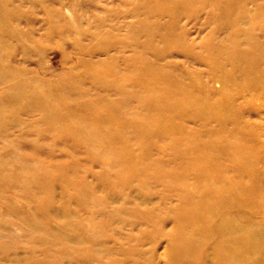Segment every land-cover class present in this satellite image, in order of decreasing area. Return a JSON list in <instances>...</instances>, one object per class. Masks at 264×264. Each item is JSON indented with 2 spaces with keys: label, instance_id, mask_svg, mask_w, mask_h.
<instances>
[{
  "label": "rangeland",
  "instance_id": "374dc122",
  "mask_svg": "<svg viewBox=\"0 0 264 264\" xmlns=\"http://www.w3.org/2000/svg\"><path fill=\"white\" fill-rule=\"evenodd\" d=\"M236 1H0L12 17L6 30L17 31L10 76L24 85L27 109L11 123L2 118L0 264H173L175 219L198 177L221 190L220 220L238 232L232 252L242 264H264V79L248 88L227 64L238 45ZM125 60L164 95L151 107L158 114L138 116V97L123 113L107 108L120 94L93 84L91 73L106 75L100 65L109 63L125 76ZM9 85L0 82L4 109ZM120 85L143 92L127 78ZM39 106L54 111L61 135L80 129L91 142L41 133L48 111ZM102 136L112 141L96 156ZM116 150L122 168L111 175L126 181L102 183Z\"/></svg>",
  "mask_w": 264,
  "mask_h": 264
},
{
  "label": "bare ground",
  "instance_id": "6f19581e",
  "mask_svg": "<svg viewBox=\"0 0 264 264\" xmlns=\"http://www.w3.org/2000/svg\"><path fill=\"white\" fill-rule=\"evenodd\" d=\"M259 1L261 0L236 1V43H238V45H236V52L233 49H231V52H227L229 60L227 64H231L230 66L234 67L233 64L236 63V77L242 78V82H244L245 86L248 88L256 90L262 88V84L260 83L262 79H264V7L260 8V6H264V0H262V2ZM249 5L252 7L247 9ZM229 11L230 9L226 7V15ZM2 12L3 10L0 9V82H10V85L6 88V92L3 94V98L7 102V105L4 106L6 108L0 107V135H5L4 124L7 119L3 120L2 118L7 116L4 114H9L8 118L11 123L14 121L11 118L15 113L27 109L25 107L26 105H23L25 101L23 92L20 97L18 96L20 90L18 88H23L24 85L20 87L19 83L10 76L12 71L9 65L12 57L10 53V43L14 34L15 37L17 36V31L6 30L11 25L10 21L12 17L2 14ZM4 17H6L8 21L3 22L2 19H4ZM243 27H245V29ZM124 64L126 71L125 76L119 75V72H116L114 67L109 63L100 65V69L106 71V75L101 76L99 70L91 73L93 84L98 83L100 86L114 89L120 94L119 100L115 104L114 102H110L107 108L112 109L113 107L117 112L123 113L124 107L129 104L130 99H137L138 97L139 108L136 113L138 116L144 113L158 114L159 109L151 107L157 100L163 101L164 95L159 93V91L151 85L143 83L142 77H139V71L131 69L126 60ZM261 64H263V68L260 67ZM239 70H241L239 72L240 74H238ZM125 78L131 81L138 91L142 90L143 92H141L140 95H136L132 91H124L121 88L120 81H123ZM26 89L27 88L23 90ZM79 104L85 106L83 103ZM102 107L103 105H99L97 108L99 110ZM35 109L40 111L46 109L48 111L42 115L44 117V123L40 125L36 124L41 133L44 131L55 132L56 134L53 138L63 139L75 146L91 142L87 136H84L80 129L74 128L61 135L63 131L61 130L60 133L53 121L55 119V115L53 114L54 111L51 114L49 108L46 106L35 107ZM165 128L168 129L169 127H164V129ZM135 138L136 141H140L139 136H135ZM111 141V137L110 139H106L102 136L96 143L99 147L92 149L93 152L96 153V156H99L101 152L100 147L107 146ZM117 141L123 144L121 148L125 150L126 141H124V138L118 137ZM86 146L90 147L89 145ZM208 146L210 151L215 149V143L213 141L208 140ZM116 152L117 158L111 161L110 164L104 166L106 168V173L101 179L102 183L113 181V179L126 181L124 175L121 173L114 175V177L111 175L112 168H118L119 170L122 168L119 159L123 152L119 150H116ZM181 152L182 150L179 154H181ZM140 160L141 159L138 158L131 159L134 164L138 163ZM193 165L196 167L195 160H193ZM158 168H162V165L158 166ZM200 168L205 171L203 161L200 162ZM240 169H242V167H240ZM207 175L209 174L207 173ZM97 181L99 182L100 179H97ZM190 189L191 193L187 194L185 196L186 198L183 199L175 219V228L178 230V233L175 244H173L174 249H172V251L174 263H172L176 264L175 261L180 260L181 262L177 264H242L244 262L243 259L242 261L239 260V256L232 252L231 247V245L236 242L238 236L236 226L234 233L227 229V227L233 226L235 223L227 218L220 220V215L222 214V205L219 204L220 197H218L221 191L219 190L220 188L211 178L210 181L206 183L205 180L203 181L202 177H198L194 180ZM197 189H203L202 193L198 196ZM193 196L197 197L195 198ZM218 224L220 227L222 225L224 227L220 230H216ZM220 232H223L222 236H220ZM216 236H219V238H216ZM191 240H193L192 243ZM190 243L192 244L191 246H189ZM241 247L242 245L239 248ZM202 250L204 251L203 253ZM209 258L211 260H209ZM170 261L169 263L171 264Z\"/></svg>",
  "mask_w": 264,
  "mask_h": 264
}]
</instances>
